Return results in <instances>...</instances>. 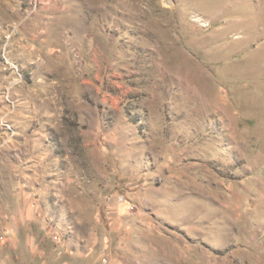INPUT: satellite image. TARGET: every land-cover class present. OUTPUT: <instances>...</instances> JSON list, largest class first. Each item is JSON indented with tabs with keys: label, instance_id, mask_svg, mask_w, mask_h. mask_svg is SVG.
<instances>
[{
	"label": "rangeland",
	"instance_id": "374dc122",
	"mask_svg": "<svg viewBox=\"0 0 264 264\" xmlns=\"http://www.w3.org/2000/svg\"><path fill=\"white\" fill-rule=\"evenodd\" d=\"M0 264H264V0H0Z\"/></svg>",
	"mask_w": 264,
	"mask_h": 264
}]
</instances>
